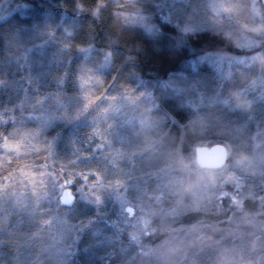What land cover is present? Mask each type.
Wrapping results in <instances>:
<instances>
[{"label": "rangeland", "instance_id": "obj_1", "mask_svg": "<svg viewBox=\"0 0 264 264\" xmlns=\"http://www.w3.org/2000/svg\"><path fill=\"white\" fill-rule=\"evenodd\" d=\"M107 1L128 25L151 37L174 23L176 33L160 40L171 37L176 47L186 46L199 28L184 17L193 8L186 7L188 0H96L97 6ZM263 1L252 0L255 20L240 22L237 36L227 31L232 50L202 52L189 60L193 77L186 71L136 76L131 86L123 85L126 75H103L111 65L108 52L79 47V72H74L72 92H66L65 76L55 81L46 74L54 54L67 52L66 36L40 23L6 38L0 68L12 77L0 87L6 95L0 96V167L24 162L0 182V264H80L71 262L78 258L86 264H264V219L242 209L249 194L264 202ZM205 2L225 16L233 13L237 0ZM29 7L23 0H0V23L16 13L28 14ZM38 27L50 30L42 36ZM162 51L156 47L155 52ZM242 69L251 70L243 74L252 73V83L238 81L225 90L223 82ZM208 72L212 83L202 76ZM54 82L59 87L51 91ZM168 106L184 108L182 118L191 124L193 137L223 138L232 160L208 168L194 154H183L177 129L169 134L176 118ZM98 148L106 162L96 178L99 186L95 191L88 187L85 199L73 185L75 203L60 206L59 189L51 188L59 179L57 169L78 175L89 163L85 156L99 158ZM224 198L239 212L224 225L171 227L178 215L174 211L221 209ZM82 203L91 213H75ZM101 231L105 237L99 238ZM159 232L166 236L155 242ZM106 247L111 248L101 254Z\"/></svg>", "mask_w": 264, "mask_h": 264}, {"label": "trees", "instance_id": "obj_2", "mask_svg": "<svg viewBox=\"0 0 264 264\" xmlns=\"http://www.w3.org/2000/svg\"><path fill=\"white\" fill-rule=\"evenodd\" d=\"M23 1L31 6L29 7L28 14L20 15L16 13L11 18L0 23V45L4 43L6 38H9L14 32L19 31L21 28L31 29L33 24L40 23L42 25L48 24V27L50 25V29L55 33L66 36L71 47L68 48L65 54L55 53L51 62V67L48 69V72H46V74L51 76L55 81H57L59 76H65L64 88L68 86L64 89L66 92H72L71 86L74 83V72H79V61L76 59V53L79 47H92L95 54H99L100 51L108 52L111 58V65L103 72V75L110 78L114 75L119 78L126 75L128 79L123 84L124 86L133 85L136 76L156 78L166 77L170 73L177 71H186L188 76L193 77L188 70L189 60L193 56L207 51L232 50L233 42L230 41L228 43L225 37L228 35L227 31H229L231 35L237 36L242 28L240 22L243 23L247 21L249 23L255 20L252 0H237L233 6L235 7L233 13L231 12L225 16L214 13L205 0H188L185 2L187 5L186 7H189V4L190 7L192 5L193 8L186 10L187 12L186 14L184 13V17L188 21L196 24L199 28L197 33L189 35L186 40V46L176 47L174 43L170 42L171 37H167L166 41L160 40L165 34L171 36L172 33H176L174 23L170 25L167 23V25H165V31H163L161 35L151 37L146 35L140 28L128 25L123 20L120 12H118V7L108 1L104 7H98L96 0ZM80 5H83V8H81ZM63 15L65 16L64 18ZM48 27L45 30L38 27L36 33L45 36L50 30ZM65 29H68V31L65 32ZM157 46H161L163 51L160 53L155 52ZM95 57H91L88 60L93 61L96 59ZM252 68V72H254L256 64H253ZM239 71L240 73L234 74L231 81L223 82L225 90L229 85L235 84L238 81L244 82L246 86L252 83V81H248L252 73L243 74L244 71L251 70L242 69ZM17 76L19 77L20 75ZM202 76L206 82L210 81L212 83L211 80H213V75L210 72L207 73L206 77L204 74ZM207 76L208 79L206 80ZM11 77V71L5 73L4 70L0 68V87L2 85L8 86L9 83H11ZM58 87L59 85L56 82L48 86V88H51V91L57 90ZM0 96L1 98L6 97V95L2 93L1 88ZM183 110L184 108H167V111L176 118V122L170 127L169 134L174 129H177L178 137L176 140L180 141V139H182L181 151L183 154H195V148L202 144L214 145L217 143H225L223 138L217 139L218 137L216 135L193 137L190 130L191 124H188L186 122L187 120L182 118ZM180 122L183 124L182 128L178 126ZM167 124H169V121ZM201 138H206L207 143L200 142ZM231 160L232 157L229 156L228 162ZM23 162V159H20L0 167V182L5 177L18 170ZM227 200V198H224L223 207L221 209L216 208L207 210L203 208H194L186 210L187 212L184 215L182 211H174L173 213H178V215L173 217L174 221L171 227L200 222L212 223L217 227L224 225L235 211V207L228 205ZM86 206H88V204H86ZM86 206L83 203L77 205L74 210L75 213L77 215L83 214L84 212L91 213L90 207ZM242 209L248 213L259 212L260 217L264 219V202L261 201L256 194H249L244 198ZM77 215L76 217H78ZM31 217L36 221L37 216ZM168 218L169 217H167V219ZM104 235V232L101 231L98 233L97 237L101 236L99 238H102L105 237ZM165 236V232H159L156 235L155 242L162 240ZM109 246L115 247L116 244L113 243V245L110 244ZM110 248L107 250L105 249L101 254L108 252ZM118 259H120L119 255L115 257V260L118 261ZM71 262L86 264L82 262L81 258L72 259Z\"/></svg>", "mask_w": 264, "mask_h": 264}, {"label": "snow or ice", "instance_id": "obj_3", "mask_svg": "<svg viewBox=\"0 0 264 264\" xmlns=\"http://www.w3.org/2000/svg\"><path fill=\"white\" fill-rule=\"evenodd\" d=\"M83 8V5H80ZM67 47H71V45H67ZM101 141H103V137H101ZM103 147V143L99 146V148ZM99 148L97 149L96 156L99 158H94L91 155L85 156L84 158L89 161L86 164L85 168H81L77 172H72L70 169L66 167H59L56 171V176L59 177L57 181H55L51 188L53 190L59 189V193L57 195V201L60 203V206H64L67 208H71L75 203L76 195L73 190V185L77 186V190L81 193L82 197L87 199L88 197L85 195L88 187H92L93 191H95V187L99 186V182L96 180L97 177L101 176V170L106 163L99 153ZM47 158L45 157L44 160ZM44 160H41L39 163H44ZM73 163H77L76 161H72ZM62 173V175H61ZM66 181H70V183H66ZM88 183H85V182ZM83 185V187H81ZM65 191H71L72 197L70 200H63ZM99 196L96 197V202L99 203Z\"/></svg>", "mask_w": 264, "mask_h": 264}, {"label": "water", "instance_id": "obj_4", "mask_svg": "<svg viewBox=\"0 0 264 264\" xmlns=\"http://www.w3.org/2000/svg\"><path fill=\"white\" fill-rule=\"evenodd\" d=\"M263 3H264V1H263ZM204 151H206L205 154H202V153H204ZM199 155H200L198 157L199 163L202 164L203 166L218 167V166H222L225 163V161L227 160L228 148L222 143H217L209 150L202 148L201 154H199ZM218 155L221 157V159L218 160L217 163H212V160H210V159H213L214 157H216ZM71 197H72V194L69 193V191H65L64 197L62 199L63 200H70ZM130 210L133 212L134 211L133 207H130Z\"/></svg>", "mask_w": 264, "mask_h": 264}, {"label": "flooded vegetation", "instance_id": "obj_5", "mask_svg": "<svg viewBox=\"0 0 264 264\" xmlns=\"http://www.w3.org/2000/svg\"><path fill=\"white\" fill-rule=\"evenodd\" d=\"M222 144H224L226 147H227V144H225V143H222ZM215 145V144H214ZM214 145H207V144H202V145H199V146H197L196 148H195V156H196V159H197V161L199 162V159H198V157L200 156L199 154H201V149L202 148H205V149H207V150H209V149H211ZM228 148V147H227ZM205 152L206 151H204V153H202V154H205ZM221 159V157L218 155V156H216V157H214L213 159H210V160H212V163H217L218 162V160H220ZM228 159V158H227ZM206 167V166H205ZM218 167H220V166H218ZM209 168V167H208Z\"/></svg>", "mask_w": 264, "mask_h": 264}]
</instances>
